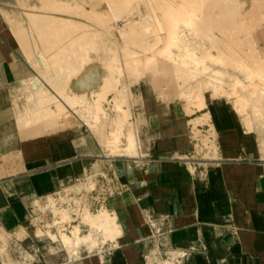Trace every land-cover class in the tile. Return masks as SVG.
Wrapping results in <instances>:
<instances>
[{"label":"crops","instance_id":"0c3cea01","mask_svg":"<svg viewBox=\"0 0 264 264\" xmlns=\"http://www.w3.org/2000/svg\"><path fill=\"white\" fill-rule=\"evenodd\" d=\"M13 49V43L0 41V55L7 56L0 71L7 85L18 83L30 69L28 63H19L6 52ZM221 90L233 103L223 96L205 97L216 157L202 159L207 167L194 172L186 158L194 148L190 92L184 96L179 89L190 105L187 109L163 91L141 92L137 110L143 121L140 143L145 157L134 162L144 165L126 171L121 187L105 200L116 215L121 235L101 257L87 255L82 264H146L155 248L163 253L177 251L181 264H264V159L259 136L250 114L239 109L241 103L233 91H241ZM76 126L22 129L10 96L0 91V161L16 156V164L0 168V244L18 241L22 248H32V264H56L61 257L37 238L46 235L53 242L47 231L39 234L36 226L35 233L24 227L29 206L35 202L29 200L28 205L27 197L40 202V198L59 195L65 190L60 187L63 183L82 174L85 178L96 164L85 169ZM51 129L57 130L48 132ZM94 142L102 152L98 141ZM149 215L170 219V232L160 241L152 237ZM107 244L111 246V240Z\"/></svg>","mask_w":264,"mask_h":264},{"label":"rangeland","instance_id":"374dc122","mask_svg":"<svg viewBox=\"0 0 264 264\" xmlns=\"http://www.w3.org/2000/svg\"><path fill=\"white\" fill-rule=\"evenodd\" d=\"M50 1L51 0H0V14L2 15L0 17V41L13 43L15 49L12 51L7 50L6 52L10 53V57H12V59H19V63H28L31 69H26V75H22L23 77H21L19 82L13 85L6 84L4 81V75L0 71V91L10 96L16 113L18 110L24 109L27 103V101H25L26 95L24 94V88L27 86L24 82L28 83L27 81H30L29 79L36 75L43 74V71L45 74H47L45 72L47 71V67H45V65H47L46 61L49 64V66H47H51V63H49L48 59L50 57H48V55L50 56L53 51L60 49V47L63 45L62 43L65 41L72 42L68 48L70 47V50L73 51L76 50L75 47H77V44L79 45V40H82V42H87V40L91 39V46L93 45V48H91L92 56L94 59L91 60V64L89 63L90 65H87V68L84 72L91 73L97 79L99 76L102 77L106 71L104 65L105 60L103 58H99L102 56L104 57V46L107 45L108 47L113 48L118 57H120V53L121 55H126L130 50L140 52L141 57H137V59L140 60V67H137V69H135L134 63L136 57L124 59V63H126V61L132 62L130 67H124V71L122 65L115 61L117 65H119L120 69H122L123 73L120 75V79L118 81H114L112 83L113 88H126L123 90L121 89L116 93L118 95V101L116 103H118L121 108L128 110L132 122L131 127L137 132L139 139L143 121L139 115L137 106L140 101V94L142 91H163L167 98L181 100L187 109L189 104L187 105V101H185V99L181 96L179 89L181 90L182 94L184 93L185 96L188 95L186 93L190 92L191 89H193L196 85H199L201 88H203L205 97L208 95L212 98L223 96L233 103L231 96L227 94L224 95L222 93L223 90L213 91L212 89H216L219 85L218 87L225 88L228 90V92L231 91L233 88V79L228 75H231L233 78H241V80L247 81V77L244 75L243 70L240 69L242 67L238 65L240 61H242L241 64H245L247 66H261V68H253L252 70L254 71L263 69L264 0H220L223 1V3H221L223 6L219 7L215 12H211L210 9L208 10V7L205 6V0H196V4L202 5V10H196L192 13L193 15L191 14L192 19H190V23L186 24L185 30L186 35L188 36L189 40H191L190 42H192L190 48L194 49L193 51L196 53V55L199 53L200 56H203L204 54L212 52L214 54H224L228 57L231 56L230 58L232 59V61H228L227 64L225 62L221 63V61L216 62L219 59L224 61L223 55H219L216 59L214 58L209 60V64H211L214 68L219 67V69H224L228 72V75L224 78L223 83H221V85L214 84L215 86L208 81L205 74L204 78L202 76L201 78L199 77L200 80H197L196 78L187 74L183 69L181 71L180 68L183 67V64L179 61L171 59L168 55L169 51L160 52L159 50L155 49L151 59H148L150 53L144 52V49L147 47L149 36L152 34L154 35L157 32V29L152 22L153 17L151 15H153L154 12L152 7L155 4L152 2H170L169 0H61L62 2L57 0L61 3H64L63 7L60 6L61 3L57 4L58 6L56 7H51L50 4H48ZM33 13H37V17L34 22L30 17V15ZM210 13L212 16L210 18H205L206 15H209ZM113 19L115 21H113ZM136 19H142L141 21L143 22L140 24L143 26L140 25V28L138 27L137 30L132 32L126 31L129 29V23ZM149 20L151 23H153L152 28L154 26L155 32L152 31L153 29L150 27L151 24L148 26L150 30L145 28L147 29V31H145V24L148 22L150 23ZM197 20L201 21V23ZM195 21L198 22L199 25ZM47 22L49 25H47ZM111 23H115L117 28L109 29L108 26ZM193 24H195V26ZM149 33H151V35ZM89 34L91 36H89ZM22 41L24 45L23 43L21 44ZM73 44L75 47L72 46ZM172 50L173 52H177V49H171V52ZM41 52H43L42 55ZM195 53L193 54L194 56ZM3 57L7 56L0 55V63L2 62ZM41 59L44 60L45 65L41 64ZM37 60L38 65H35L34 62ZM55 60L56 59H50V61ZM177 65H179L180 68H178ZM43 67H45V70L42 71V69H44ZM57 68H59V66H57ZM74 68L76 69L78 66H75ZM0 70L2 69L0 68ZM54 74L55 69L53 66V75ZM180 75L182 77H180ZM72 78L76 79V76H73ZM20 82H22V84ZM75 82H77V79ZM259 83H256L253 86H259ZM78 88L75 87V90L77 92H81V90ZM113 92L114 91L110 93L109 98L113 96ZM90 93L91 90L88 92V94ZM187 97L190 99V94ZM253 103L256 104L255 101ZM257 104L259 106L256 111H254L255 108L253 109L251 104L250 106L249 104L247 105L246 110L253 120V130L258 133V143L260 145L261 156L264 159V108L262 106V102ZM76 106L81 110L83 108V106H80L78 103ZM193 107L195 108L194 110L197 111V115H200L201 113L198 111L197 106L193 105ZM105 108H108L106 103ZM116 110L118 109L113 103L110 110L113 120L116 119ZM101 116L102 114L96 110L90 111L89 114H86V118L89 120L92 119V124L97 123L96 125H98L99 128L101 127L103 121ZM72 124L78 126L74 127V129L75 131H78L79 137L81 139V141H79L81 155L86 156L85 169L89 168L93 163L97 164L93 166L92 170L87 173L85 178L83 177V174L80 176L78 186L81 187L75 188L71 183H63L60 187L61 190H65L59 195L54 196L58 199V201H56V207H61L62 205V208L69 209L70 216L72 217L70 222L67 221V223L62 224L63 226L65 225L67 227V231L70 230L71 225H76L81 227L83 233H87L89 232L90 225L84 221L82 210H87V212L92 215L97 214L104 208H107L105 206L106 198L110 194H114L121 187V177L126 175V171H133L139 167H142L144 164L135 163L134 159H125L127 157L118 156L115 152L111 153V156H113V154L116 156H113L110 161H101L103 159V153H99V146H97L94 141H98L104 154H107L101 143L103 138L97 135H94L96 138H93L89 134L87 128H85L83 124L79 123L75 119H72ZM247 124H249L248 121ZM59 125L60 126L58 127L67 126L61 124ZM39 126L44 125L40 124L37 127ZM56 130L57 129H51L48 132L52 133V131ZM202 130L204 131H202V133L200 132L199 134L201 138H205L206 140L204 151L209 152L211 156L206 155V157H203L204 151L199 146H196L199 141L195 140L192 133L194 148L193 151L186 156L187 160L191 161L190 163L197 160L202 162V159H213L215 157V153L211 150V145H209V143H212V141H216L215 135L214 133L212 134L208 132L205 128ZM140 152L142 157H145L141 149ZM117 157L120 158L112 161ZM2 164H4L5 167L9 164H16V156L8 155L7 157H4L3 162L0 161V168H2ZM197 167L200 169L206 168L207 166H196V169ZM93 173H95V177H92ZM0 175L2 174L0 173ZM92 178L94 185L89 187L87 190V181H92ZM84 188H86L87 191ZM65 192H70L73 195L71 196L72 202L70 200L66 201L67 203L65 202V199L67 198L66 197L63 199V194ZM48 199L49 198H42L40 199V202L38 201L37 203L36 197H27V204L29 200L35 201V203L32 205L33 208H35L33 209L34 215L32 218H28L27 223L24 225L26 230H33L35 233V228L37 227L39 234L42 233L41 231L45 232L47 230L45 228L46 224L50 223L54 218L52 208L47 206L49 201ZM31 223L34 225H31ZM63 229L64 228H61V230ZM52 231L56 234L60 233L57 228L52 229ZM37 238L42 240L43 243L49 244L52 251L59 252L61 258L56 264H82L83 258H85L87 255L101 257L104 252H106L110 247H113L115 244L114 240H112L111 246H109L107 244L108 240L102 241L100 238L96 243V247H94L92 250L86 248L83 244H80L74 248L68 249L67 252L63 245L59 243H53L52 240L46 235ZM18 243V241H16L14 244L5 242L4 244H6V246L0 244V264L33 263L34 257L32 260L30 258V256H33V249H28L27 247L22 248V246L18 245ZM82 247L86 248L88 251L91 250L90 252L92 253L89 254L85 252L84 248ZM154 250H156L157 256L163 262L166 260L176 261L177 257L180 256V253L174 250H170L165 253H163V251L159 250L158 248H155Z\"/></svg>","mask_w":264,"mask_h":264},{"label":"bare ground","instance_id":"6f19581e","mask_svg":"<svg viewBox=\"0 0 264 264\" xmlns=\"http://www.w3.org/2000/svg\"><path fill=\"white\" fill-rule=\"evenodd\" d=\"M60 1L51 0L50 3L48 4H50L51 7L54 6L56 7L58 6L57 4H60L62 2ZM169 1L170 2L167 1L152 2L153 4L154 3L155 4L152 7L154 12L153 15L151 16L153 17L152 22L154 23L157 32L154 35L153 34L151 35V33H149L151 36H149L147 47L144 49V52L150 53L148 59L152 58L155 49L159 50L160 52L169 51L168 55L171 59H174L175 61H179L180 63L183 64L182 68H180V66L177 65V67L180 68L181 71L183 69L187 74L191 75L197 80H200L202 76L204 78L206 75L208 81L212 85L214 84L221 85V83H223L224 81V78L228 75V72L224 69L222 70L219 68H214L211 64H209V60L214 58L216 59L219 55H223L224 61L219 59L216 62L221 61V63L225 62L227 64L228 61H232V59L230 58L231 56L229 55L230 57H228L225 56L224 54H219V53L214 54L212 52H209L208 54H204L203 56H200L199 53L196 55V53L193 51L194 49L190 48L192 42H190L191 40H189L188 36L185 33L186 24L190 23V19H192L191 14L196 10L201 11L202 5L196 4V0H169ZM221 3H223V1L205 0V6H207L208 10L210 9L211 12H215L219 7H222L223 4ZM63 4L64 3H61L60 6L63 7L64 6ZM36 14L33 13L30 15L33 22L37 17ZM211 16L212 15L210 13L209 15H206L205 18H210ZM141 20L142 19L139 20L136 19L131 21L128 26L129 29L126 31L132 32L134 30H137L138 27L140 28V25H142L140 23L143 22ZM113 21L115 20L113 19ZM198 22L201 23V21ZM198 22L196 23L198 24ZM153 23H151V21L150 23L149 22L146 23L144 29L148 28L149 24H151L150 27L152 28ZM47 25H49L48 22ZM193 25L195 26V24ZM154 26L152 28L153 30L152 29L151 30L155 32ZM108 28L116 29L117 26L115 23L114 24L111 23L108 26ZM148 30L150 29L148 28ZM145 31H147V29H145ZM89 36L91 35L89 34ZM90 40L91 39L87 40V42L86 41L82 42V40L81 41L79 40V45L77 44V47H75L74 44L72 45L76 49L73 51L70 50V47L68 48V46L71 45L72 42L65 41L66 43L65 42L62 43L63 45L62 46L60 45L61 46L60 49L53 51V53H51L50 56L48 55V57H50L48 58L49 63H51L50 67H48L49 64L47 63V61L46 64L48 66L44 64V60L41 59L42 63L40 60V63L42 65L44 64L45 67H47V71H45L47 74L44 73L43 70H45V67H43L44 68L42 69L43 74L34 76L33 78L29 79L30 81L26 80L28 83L22 81L27 86L24 88L25 93L23 90V93L26 95L27 103L24 109L17 111L18 124L22 129H32L40 124H43L45 126L51 125V127H58L60 126L59 124L61 125L72 124V119H75L79 123L83 124V126L87 128V130L93 136L97 135L103 138L101 143L103 149L105 150V152H107V154H104V152L102 151L103 159L101 161L103 162L110 161L113 158V156H116L115 154L111 156V153L113 152H115L118 156L127 157V159H134V161H137L139 159L141 160L142 155L140 154L141 153L140 139L138 137L137 132L133 130L131 127L132 122L128 110L121 108L119 104L116 103L118 101V95L116 93L119 92L122 88L121 87L113 88L112 86L113 85L112 83L114 81H118L120 79V75L123 73L124 67L125 66L130 67L132 63L131 61H126V63H124V59L129 57H136V59L134 60L135 69H137V67H140L139 65L140 60L137 59V57H141L140 52L130 50L126 55L124 54L121 55L120 53L119 54L120 57H118L117 53L115 52V50H113V48H110L107 45L104 46L105 49L104 57L102 56L99 58H103L105 60L104 65L106 71L104 72L102 77L99 76V78L97 79L91 73L84 72L85 69L87 68V65H90L91 60L94 59V57L92 56V49H91L93 48V45L91 46L92 42H90ZM22 43L23 41L21 42V44ZM171 49H177L176 50L177 52H173V50L171 52ZM42 53L43 52H41V55ZM194 53L195 56L193 55ZM50 59H56V60L50 61ZM115 61H117L122 65L123 71L122 69H120L119 65H117ZM35 62L34 64L36 65L38 63V60ZM241 62L242 61H240L238 65L242 67L240 69L243 70L244 75L247 77V81L241 80V78H233L231 75H228L233 79L232 82L233 89L237 90L238 88L241 91V92L233 91L235 92V94L234 93L232 94L236 95L237 100H239V102L238 101L237 102L241 103L240 104L241 107L239 108L241 109V112L242 110L245 112L248 105L247 102H251V101L256 102V104L254 103H253L254 105L252 104L255 109L253 107L252 108L254 109V111H256L259 106L257 103L260 104L262 102V106L264 107V65L262 66L263 69H258V71H254L252 70L253 68L257 69V68H261V66L259 67H253V65L247 66L245 64H241ZM53 66L55 69L54 75H53ZM57 66H59V68H57ZM75 66H78V68L75 69L74 68ZM73 76H76L77 82H75L76 81L75 78H72ZM180 77L182 76L180 75ZM256 83H259V86H253ZM75 87L76 88L79 87L78 89L81 90V92H77L75 90ZM123 89L126 88L123 87ZM90 90L91 93L88 94ZM112 91H114L113 96L109 98V95ZM233 98L236 97L234 96ZM189 100L192 102V107L193 105H196L198 111H200L201 113L200 115H197V111L194 110L195 108H193L191 112L189 111L190 109H188V111L192 115L191 123H192L194 138L196 141H199V143H197L196 146L197 147L199 146L204 151L206 140L205 138L204 139L201 138L199 133L200 132L202 133V131H204L202 129L205 128L208 132L213 134L214 129L210 121V114L206 109V102H205L206 99L204 96L203 88H201V86L199 85H196L193 89H191ZM77 103L80 106H83L82 110L77 108L76 106ZM105 103L107 104L108 108H105ZM113 103L114 106L116 105V108L118 109L116 110L117 115L115 120L112 119L113 118L112 114H110V110ZM250 104L251 103H249V106ZM188 106L190 107V105ZM94 110L102 114L101 117L103 118V121L100 128L98 127V125H96L97 123L92 124L93 121L92 119L89 120L86 118V114H89L90 111H94ZM244 112L243 114L246 113ZM209 145H211V150L215 153V157H216L217 148L215 142L212 141V143H209ZM206 155L211 156L209 152L204 151L203 157L204 156L206 157ZM188 164H189V168H191L190 169L191 171H195L196 166L206 165L199 160L192 163L188 162ZM92 177H95V173H93ZM87 182H88L87 183V190H88L89 187H92L94 185L93 178L92 181L89 180ZM84 189L86 190V188ZM63 195H64L63 199L67 197L66 198L67 200L65 199V202L68 200L71 201L72 198L71 196H73L70 192L69 193L65 192ZM55 196L48 197L49 201L47 206L52 208L53 210L52 213L54 218L50 223L46 224L45 228L47 229L46 233H48L51 236V238L54 239V241H60L66 247L65 249L68 250L74 248L77 245L83 244L86 248L92 250L94 247H96V243L100 238H101L100 240L102 241H106V240L115 241L117 237L121 235L120 225L118 223L116 215L111 213V211L108 208H104L101 211H99L97 214H92V215L89 214L87 210H82L84 221H86L90 225L89 232L83 233L81 227H78L76 225L75 226L71 225L70 230L67 231V227L65 225L63 226L62 224L67 223V221L70 222L71 221L70 219H72V217L70 216L69 209L62 208V205L61 207H56L57 205L56 201H58V199ZM36 202L38 203V200ZM54 228H57L60 231L59 236H57L52 232V229ZM61 228H64L63 229L64 232L63 230H61ZM4 246H6V244H4ZM30 258L32 260L31 256ZM146 264H181V263H180V258H177L176 261L166 260L163 262L157 256L156 250H153L149 255H147Z\"/></svg>","mask_w":264,"mask_h":264},{"label":"built area","instance_id":"2783aa9c","mask_svg":"<svg viewBox=\"0 0 264 264\" xmlns=\"http://www.w3.org/2000/svg\"><path fill=\"white\" fill-rule=\"evenodd\" d=\"M79 181H80V177H72L68 180L67 183H71L75 188H77V187H81V186H78ZM40 199H42V198H40ZM34 208L29 206L28 218H32V216L34 215V213H33ZM147 220H148L149 226L152 229V237L156 238L158 241H160L167 233L170 232L171 226H170V219L168 216L160 217L159 219H155L154 217L149 215ZM25 252H27V251H25Z\"/></svg>","mask_w":264,"mask_h":264}]
</instances>
